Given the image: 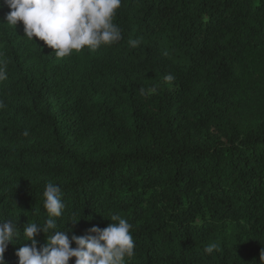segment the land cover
<instances>
[{
	"label": "trees",
	"instance_id": "trees-1",
	"mask_svg": "<svg viewBox=\"0 0 264 264\" xmlns=\"http://www.w3.org/2000/svg\"><path fill=\"white\" fill-rule=\"evenodd\" d=\"M9 11L0 0V219L43 224L53 182L58 230L79 220L69 238L113 214L132 225L126 264H264V0H122L121 39L65 58Z\"/></svg>",
	"mask_w": 264,
	"mask_h": 264
},
{
	"label": "clouds",
	"instance_id": "clouds-1",
	"mask_svg": "<svg viewBox=\"0 0 264 264\" xmlns=\"http://www.w3.org/2000/svg\"><path fill=\"white\" fill-rule=\"evenodd\" d=\"M10 9L6 23L16 26L22 23L24 37L33 41L38 38L54 50V56L65 58L85 48L96 51L121 39V32L113 22L122 0H4ZM131 47L138 41L131 40ZM7 79L6 65L0 62V82ZM171 81V75L165 77ZM151 92H156L152 86ZM4 105L0 102V108ZM27 135V132L24 133ZM43 208L47 218L43 224L25 223L23 228L10 219H0V264H6L4 254L9 244L20 243L16 250L18 264H126L135 255L132 225L118 214H113L110 223L103 229L93 226L87 236L71 235L72 229L64 224L58 230L57 219L64 215L65 203L61 187L53 182L45 184ZM45 236V244L37 247L35 237ZM30 243H23V242ZM74 244L75 247L71 245ZM215 243L205 246V254L216 250ZM264 251V250H262ZM261 251V252H262Z\"/></svg>",
	"mask_w": 264,
	"mask_h": 264
}]
</instances>
